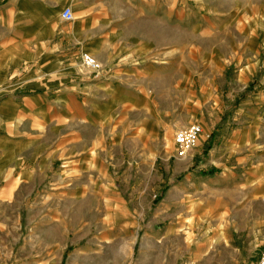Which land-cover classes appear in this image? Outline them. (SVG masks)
<instances>
[{
	"label": "crops",
	"instance_id": "0c3cea01",
	"mask_svg": "<svg viewBox=\"0 0 264 264\" xmlns=\"http://www.w3.org/2000/svg\"><path fill=\"white\" fill-rule=\"evenodd\" d=\"M237 2L0 0V196L24 188L23 200L33 196L34 202H46L51 198L45 188L74 186L94 170H117L124 161L117 156H124L139 129L149 140L154 131L181 123L175 110L158 116L146 109L148 92H168L170 99L174 92L175 99L179 85L192 86L190 77L201 67L208 96L214 98L212 92L221 89L219 76L241 54L206 50L194 44V37L221 43L235 27L231 33L243 37L234 39L237 50L250 42L257 26L245 12L251 0H241L240 9ZM66 6L71 21L60 16ZM82 52L101 62L100 77L82 66ZM217 123L208 122V132L200 134L202 142L212 135L211 147L182 159L190 163L204 154L200 168L216 170L226 180L241 171V189L252 186L260 164L252 150L255 139L239 130L225 137L224 124L212 130ZM141 151L150 153L146 145ZM232 186L213 189L225 192Z\"/></svg>",
	"mask_w": 264,
	"mask_h": 264
},
{
	"label": "rangeland",
	"instance_id": "374dc122",
	"mask_svg": "<svg viewBox=\"0 0 264 264\" xmlns=\"http://www.w3.org/2000/svg\"><path fill=\"white\" fill-rule=\"evenodd\" d=\"M240 2L234 4L238 9ZM245 12L257 26L239 50L234 39L243 37L231 33L235 27L221 43L194 37L206 50L241 54L219 76L216 98L208 96L203 67L190 77L192 86L179 85L175 99L174 92L172 99L168 92H148L146 109L158 116L177 111V128L156 130L149 140L139 129L124 156H117L124 159L117 170H94L74 186L45 188L51 196L46 202L23 200L24 188L1 191L0 264H257L264 247V0H251ZM212 120L218 122L213 131L224 124L225 137L239 130L255 139L252 150L260 164L252 186L241 189V171L226 180L200 168L204 154L190 163L182 159L200 149L205 153L211 134L204 142L200 135L184 157L177 156L174 132L198 123L206 133ZM145 145L147 156L140 153ZM229 182L234 186L225 192L213 189Z\"/></svg>",
	"mask_w": 264,
	"mask_h": 264
},
{
	"label": "built area",
	"instance_id": "2783aa9c",
	"mask_svg": "<svg viewBox=\"0 0 264 264\" xmlns=\"http://www.w3.org/2000/svg\"><path fill=\"white\" fill-rule=\"evenodd\" d=\"M60 16L65 21H71L73 19L71 8L68 6L64 7ZM80 58L82 66L92 77L98 78L102 75V64L93 55L88 52H82ZM201 132L202 127L198 123H190L177 129L173 135L177 156L184 157L188 150L196 143ZM257 264H264V247L259 252Z\"/></svg>",
	"mask_w": 264,
	"mask_h": 264
}]
</instances>
